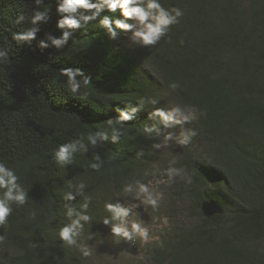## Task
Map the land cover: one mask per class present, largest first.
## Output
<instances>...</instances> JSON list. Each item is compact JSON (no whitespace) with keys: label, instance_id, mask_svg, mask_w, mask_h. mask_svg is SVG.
Returning a JSON list of instances; mask_svg holds the SVG:
<instances>
[{"label":"trees","instance_id":"16d2710c","mask_svg":"<svg viewBox=\"0 0 264 264\" xmlns=\"http://www.w3.org/2000/svg\"><path fill=\"white\" fill-rule=\"evenodd\" d=\"M161 3L182 8L184 16L157 45L134 52L127 33L109 40L98 21L75 31L59 50L41 49L46 34H61L55 0H45L40 9L34 0H0V48L8 53L0 61V161L16 171L29 193L0 226V264H96L93 251L85 258L59 240L58 229L68 222L65 204L90 202L92 220L81 240L96 245L108 228L102 223L109 215L104 204L123 196L125 184L151 178L152 159L160 154L152 145L163 136H149L143 128L152 126L149 114L168 101L199 110L198 119L186 125L197 135L180 147L174 165L191 178L179 185L178 196L195 222L173 226L145 251L147 260L264 264V0ZM44 7L49 19L39 25L37 40L23 45L13 40V33L32 27L27 20L17 24V17L30 20ZM69 67L90 78L76 94L66 90L60 74ZM172 83L179 87L171 89ZM153 99L159 103L148 102ZM140 100L143 109L122 126L119 143L90 146L71 165L55 162L52 152L60 144L108 131L117 107ZM95 153L104 161L98 172L89 168ZM80 183L86 185L84 194L65 201ZM206 201L225 214L206 218Z\"/></svg>","mask_w":264,"mask_h":264},{"label":"clouds","instance_id":"9594fccd","mask_svg":"<svg viewBox=\"0 0 264 264\" xmlns=\"http://www.w3.org/2000/svg\"><path fill=\"white\" fill-rule=\"evenodd\" d=\"M44 2L45 0H34L37 9H40ZM55 4L59 17L56 28L61 34L59 36L46 34L44 39L39 40L38 46L41 49L63 48L75 31L94 21L99 22L109 40H119L123 32L128 34V46L147 48L157 45L172 26L178 25L184 16L182 8L174 6L165 8L161 0H55ZM49 12L50 9L47 7L42 11L36 10L30 20L24 15H19L16 19L17 24L27 20L32 27L13 33V40L20 45L36 41L40 32L39 25L48 22ZM7 55L8 53L0 48V61L7 58ZM60 74L66 77V90L71 94L78 93L82 87L90 84V78L79 68H63ZM169 87L175 90L179 85L172 83ZM148 102L153 105L159 103L155 99ZM144 103V100H140L136 106L126 104L123 108L117 107L116 117L108 120V131L89 132L86 137L81 135L79 138L60 144L52 152L55 162L61 166L71 165L75 155L88 153L90 146L95 149L100 143L109 141L113 144L119 143L123 135L122 126L125 122L136 119ZM198 111L195 107L181 104H171L165 108L157 107L148 116V119L153 121L152 126L145 125L143 132L149 136L153 132L157 136H163L161 143L152 145L157 150L169 146L172 142L187 146L197 133L186 125L198 119ZM177 128H179L178 133L175 131ZM92 159L94 162L89 164V168L98 172L103 167L104 161L99 153H95ZM175 163V160L170 161L169 166L163 169L161 174L166 179L161 178L157 183L171 184L177 178L186 180L187 183L192 182L190 177H186L183 169L174 167ZM19 181L20 177L16 171L4 161H0V226L7 224L13 212V204L23 206L29 198L28 191ZM152 183L137 179L125 184L121 191V194L128 198L125 202L117 200L115 203L104 204V209L109 215L103 218L102 223L110 229V234L117 240L134 243L137 240L146 242L149 239V229L142 221L134 218L138 214L134 210L142 207L145 210L148 207L156 210L160 206L163 194L153 188ZM69 187H72L70 182ZM85 187L84 183L75 186V194L72 191L67 192L64 200L75 201L77 196L84 194ZM89 203L86 200L79 207L66 203L65 215L68 222L58 229L59 240L69 248H76L85 258L92 255V248L81 240L85 225L92 220L88 214ZM2 239L3 237H0V240Z\"/></svg>","mask_w":264,"mask_h":264},{"label":"rangeland","instance_id":"374dc122","mask_svg":"<svg viewBox=\"0 0 264 264\" xmlns=\"http://www.w3.org/2000/svg\"><path fill=\"white\" fill-rule=\"evenodd\" d=\"M129 47L135 52L137 46L132 45ZM171 104L172 102L168 101L165 107ZM180 147V145L172 142L169 146L160 148L158 160H156V157L152 159L154 170L148 181H152L153 188L163 194L160 206L156 210L151 207L146 210L143 207L134 210L138 213L134 218L142 221L144 226L149 229V239L146 242L141 240L134 243L124 242L114 238L110 234V229L106 228L101 240L91 247L93 253H96L94 259L96 264H150L145 253L148 248L164 240L176 224H192L195 222L189 218L185 199L178 196L181 191L179 185L184 186L189 183L180 178H177L171 184L157 183L161 178L166 179V177H162V171L169 166L170 161L178 159L181 154ZM115 198L114 202L117 200L125 202L128 199L124 196Z\"/></svg>","mask_w":264,"mask_h":264},{"label":"water","instance_id":"95a60500","mask_svg":"<svg viewBox=\"0 0 264 264\" xmlns=\"http://www.w3.org/2000/svg\"><path fill=\"white\" fill-rule=\"evenodd\" d=\"M202 212L206 218H211L214 215H224L225 210L216 202L206 201L202 204Z\"/></svg>","mask_w":264,"mask_h":264}]
</instances>
